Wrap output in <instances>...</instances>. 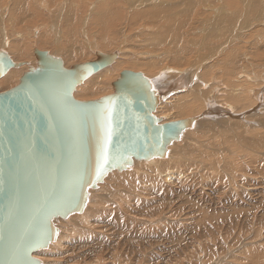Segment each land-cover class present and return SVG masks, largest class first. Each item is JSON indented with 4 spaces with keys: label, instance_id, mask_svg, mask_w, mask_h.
<instances>
[{
    "label": "rangeland",
    "instance_id": "374dc122",
    "mask_svg": "<svg viewBox=\"0 0 264 264\" xmlns=\"http://www.w3.org/2000/svg\"><path fill=\"white\" fill-rule=\"evenodd\" d=\"M0 1V19L3 17L2 20H4H0V22L2 21V26L0 23L2 27H0V52L6 51L14 63L23 64L20 67L21 69H14L22 70L25 67L20 73H17L18 70L17 72H12L14 73L12 84L6 85L3 80L9 73L0 80V93L13 89L19 84L24 74L39 68L35 50H40L38 40L43 38L46 32L50 33V36H53L49 37L52 43L55 44V41H57L59 45H65L62 40V36L65 35L63 32L72 28L76 33V29L78 28L80 33L78 39L80 38V41L83 40L82 43L86 48L81 46V58L67 62V56L63 57L61 51L56 52V48L47 49L51 56L63 61L65 69H71L75 65L95 60L98 52L102 54L109 53L110 51L108 50L110 48L103 49L96 47L95 50L92 43L97 38V35L103 33L107 28L110 30V33H113L110 34V38L113 46H115V50L111 54H117V56L122 54L125 50L124 47L130 44L128 48L131 53L133 52L132 55H135V60L143 59V62H145L157 58L156 60H162L158 68L163 67V70L167 67L169 68L171 66L163 58L164 52L162 50L156 52L157 55L150 53V50L147 48L148 44L144 41L141 43V40L145 35L157 33L156 36H159V33H165L161 29V23L163 22L157 21L158 18L180 19L184 16L188 17L187 30L183 31V33L187 32L184 33L186 35L185 46L192 56L190 57L188 66L185 67L186 70L172 66L171 69L174 68V71L178 69V71H183L182 73H167L166 76L163 74L162 77L164 78L161 79L163 84L166 83V80L168 83L183 73L188 75L187 71L190 70L194 78H200L204 82L198 83L199 81H197L193 83L194 87L199 85L202 86L200 88L203 90L200 93L199 87H197L198 91L197 88L193 89V87L191 89L193 94L191 99L197 93L199 97L196 95L194 98L199 103L203 102L204 104V101L208 98V100L213 99L219 102L222 106L234 105L236 103L239 107H247L237 110V114L249 112L251 106H249V103L247 104L246 100L251 96L250 91L252 89L259 90L264 87V50L260 48L264 47V0H29L26 3L31 4L29 12L35 14V19L30 21L25 20L24 22L19 21V14L11 13L13 0ZM136 1L143 4H139ZM229 1H231V4L228 3ZM65 4L67 5L65 6ZM229 4L234 9L230 8ZM69 8L74 10L76 16L73 17L75 20L73 26H65L61 20L65 10L68 11ZM102 8L105 11L107 10V16L105 11L104 14L99 12L102 11ZM143 11L146 13L154 11L158 15L153 16L154 21L150 19L154 22L155 29L152 27L151 22L144 25L149 21L146 19V22H144V16L141 20L138 19V17H141L140 13H143ZM50 15L51 17H49ZM103 19L111 20L112 22H108V25L103 26ZM37 29L39 33L35 32ZM121 31L125 33L124 36L126 37L123 36L125 43L123 42L124 38L121 39L120 43V39L116 35L118 32L122 33ZM233 36L236 37V41L228 44L230 38H233ZM188 37H190V41ZM191 38L193 41H191ZM260 38L262 42H260ZM43 41L45 42L46 40L43 39ZM127 41L128 43H126ZM187 41L189 42L186 43ZM222 43L227 45L225 48L223 46L224 49L222 51H219L222 49ZM2 44L5 45V50H3L4 46ZM19 45L22 47L25 45L26 47L25 54L24 52L22 54L24 56H20L19 51L14 48ZM256 47L258 48V52L254 49ZM119 48H121V51H118ZM105 49L108 50L105 52ZM138 49L140 52L143 49V53L135 51ZM96 51L98 52L96 53ZM231 54L237 55L240 58L245 56L248 60H252L255 64L263 67L256 70L249 69L248 67L250 66L244 59L241 63H233ZM31 55L33 58H31ZM16 56L18 60H16ZM208 59L212 60L208 62ZM127 62L130 63L128 59L124 60L121 70L118 71L119 77L123 71L144 72L142 74L147 77L149 76V79L153 81V85L155 86L156 79L161 76L159 75L162 71L159 70L160 68L156 73L145 69L136 70L131 69L130 64ZM227 63L233 64V69L230 73H227L224 67ZM164 64L168 66L166 67ZM202 67L204 70H202ZM189 68L195 70L197 73ZM202 74L205 75V78H202ZM239 74L244 78L239 76ZM91 78L88 80H91ZM95 78L92 81L87 80L88 82L85 81L82 85L78 86L73 93V97L79 101H91L109 96V93H114L112 83L119 78L111 82V86L104 87L102 90L96 91L91 95L84 93L91 86H95ZM103 78L100 81L106 79V77ZM249 79L251 82H249ZM217 80L218 84L216 83ZM206 85L207 87H205ZM224 87L227 89H225V93L223 92ZM207 90L210 91L208 93L211 96L209 94L206 96ZM186 91L187 89H183L177 93H180L179 97L183 99L185 98L183 93ZM217 95L220 96L217 97ZM179 97L174 95L168 99V103L163 105L164 108H157L154 115L158 116V119L163 120L162 123L179 121L189 117L195 119L201 115V113H196L195 115L191 111L189 114L180 117L176 112L178 101L181 100ZM199 98L200 100L198 101L197 99ZM186 99L190 101V96H187L185 101H187ZM249 113L252 112L250 111ZM258 116H246L244 120L223 118L221 119V124L218 121L212 120V117L207 115V120H198L195 128L189 130L192 133L187 131L186 135L184 134V139L181 138L178 143H174V146L168 147L167 153L169 152L171 155H174L182 151L181 145H184L187 137L191 139L192 135L193 140L191 144L196 148L190 154L197 150L191 156L197 161H207L206 164H211V170L209 171L203 170L200 165H191V162L187 164L181 158V163H185L178 165L177 161H173L174 165L172 167H174L170 166L169 171H175L179 174L186 173L185 175L183 174L185 178L178 177L169 180L165 177L168 173H156L158 178L154 179L149 172L150 169L147 168L159 165L158 163H161L162 160L161 158H157V162L154 159L149 161L143 160L139 161L134 168L126 169L135 173L134 182L132 184L131 182L129 183L131 185L126 183L121 184L119 180H109L110 177L119 175L117 173H109L110 176L108 175L102 183L97 185L96 189H92L96 193L100 192L98 188L104 191L105 187H109L108 193L104 191L102 194L94 196L89 194L88 203L83 213L74 214L75 216L71 215L65 219L60 218L58 219L60 223L57 222L58 220H55V224L56 226L62 225V222L66 221L75 233L86 235L90 227L78 222L80 216L95 218L93 221L94 225L97 218L108 215V212L103 209L94 208L92 205L104 207L109 204L110 216L108 219H114L111 220V227L106 228L103 227L102 223L97 224L94 226V235L91 241H86L81 237H79L78 241L86 245V250L92 249L98 244H101L104 248H108V246L115 243L111 255L104 258H90L83 251L79 250L78 246H75V243L72 245L73 247L68 245L72 244L74 238H76V236H72L73 239H68L64 248L57 247L56 250L54 249L52 257L48 258L59 260V262L61 261L64 264H134L136 262H139L136 264H218L220 262L222 264H250L252 260L253 262L255 261L254 264L256 262V264H264V183H262L264 182V166L262 163L256 165L250 161L245 164L243 154L233 157L221 152L224 149H231L233 152H236L237 149L247 151L251 145L261 147L258 145L259 141L257 142V139L253 138L254 133L248 132L250 130L257 133L255 136H259L261 139L264 134V115L258 114ZM239 120L242 123H239ZM241 137H243L242 144L235 146L236 140ZM199 143L201 144L199 145ZM245 144L246 147H242ZM201 150H204L206 154H201L199 152ZM259 158H262L261 161L263 162L264 154H259ZM152 162H154L153 167ZM175 165L180 168L175 167ZM257 167H263L261 174L250 175L246 171V168H250V172L252 173L254 172V168ZM166 168L168 169V167ZM162 169L160 168V170ZM117 171L119 170H114L113 172ZM140 173L143 176L139 175ZM89 193H91V190ZM112 203H115L116 207L110 208ZM72 221L73 223H71ZM113 225L117 227L113 231H110ZM101 229H103V234H97L96 231ZM230 243H233L232 246ZM251 250H254V254ZM246 256L249 257V260H247ZM259 258L261 260H258Z\"/></svg>",
    "mask_w": 264,
    "mask_h": 264
},
{
    "label": "water",
    "instance_id": "95a60500",
    "mask_svg": "<svg viewBox=\"0 0 264 264\" xmlns=\"http://www.w3.org/2000/svg\"><path fill=\"white\" fill-rule=\"evenodd\" d=\"M35 56L39 68L0 93V264H41L33 255L57 240L54 221L83 213L89 191L109 173L165 158L169 146L208 119L162 123L154 115L162 93L134 71L121 73L114 94L76 100V88L117 54L99 53L71 69L48 52L36 49ZM22 66L0 52V80Z\"/></svg>",
    "mask_w": 264,
    "mask_h": 264
},
{
    "label": "bare ground",
    "instance_id": "6f19581e",
    "mask_svg": "<svg viewBox=\"0 0 264 264\" xmlns=\"http://www.w3.org/2000/svg\"><path fill=\"white\" fill-rule=\"evenodd\" d=\"M26 1H29V0H13V3H12V7H11V13L13 12L14 14L16 13V14H19V16H18V19H19V21L20 22H24L25 20H33V19H35V14L33 13V12H29V8L31 7V4H28V3H26ZM149 1V0H148ZM153 1V0H152ZM1 2V1H0ZM7 2V1H6ZM137 3H139V4H143V3H140V2H138V1H136ZM157 2V1H156ZM231 1H229L228 3H230ZM8 3V2H7ZM11 3V2H10ZM43 3V2H42ZM66 3V2H65ZM149 3V2H148ZM154 3V2H153ZM5 4V3H4ZM46 4V3H45ZM54 4V3H53ZM52 4V5H53ZM100 4V3H99ZM231 4V3H230ZM229 4V5H230ZM61 5V4H60ZM67 4H65V6H66ZM132 5V4H131ZM144 5H145V3H144ZM147 5V4H146ZM221 5V4H220ZM223 5V4H222ZM233 5V4H232ZM1 7H3V6H1ZM5 7V6H4ZM63 7V6H62ZM130 7V6H129ZM132 7H133V5H132ZM63 8H65V7H63ZM96 8V7H95ZM134 8V7H133ZM223 8H224V6H223ZM230 8H233V7H231V5H230ZM47 9V8H46ZM61 9V8H60ZM67 9V8H66ZM234 9V8H233ZM30 10H31V8H30ZM65 10V9H64ZM153 10H155V9H153ZM239 10V9H238ZM45 11V10H44ZM51 11V10H50ZM104 9L102 8V11H99V12H101V14H104ZM131 11V10H130ZM155 11H157V10H155ZM46 12V11H45ZM49 12V11H48ZM77 12V11H76ZM94 12V11H93ZM63 13V12H62ZM105 13H106V16H107V10L105 11ZM51 14V13H50ZM61 14V13H60ZM141 14V17H138V19L139 20H141L142 19V17L144 16V18H143V20H144V22H146V19H148L149 21L148 22H146L144 25H146V24H148L149 22H151V25H153L154 24V18H153V16H158L154 11H152V12H150V13H146V12H144L143 11V13H140ZM49 15V14H48ZM17 16V15H16ZM75 16V12H74V10L72 9V8H69L68 9V11L67 10H65V13L63 14V18L61 17V20H62V23L65 25V26H73V24L75 23V20H74V17ZM49 17H51V15L49 16ZM76 17V16H75ZM136 17V16H135ZM172 17H175V16H172ZM3 18V17H2ZM2 18L0 19V20H2ZM228 18V17H227ZM7 19V18H6ZM150 19H152V20H150ZM260 20V19H259ZM2 21H4V20H2ZM2 21L0 22L1 23V26H2ZM157 21H159V22H163V23H161V29H163V31L165 32V33H159L160 35L159 36H156V34H150V35H145L144 36V40L142 39L141 40V43H143V41L145 42V43H147L148 45V49L150 50V53H155L156 54V52H159V51H163L164 52V57L163 58H165V62L166 63H169L168 65L169 66H171V67H167L168 65H165L164 64V66H166L167 68H165L164 70L162 69V68H158V66L159 65H161V63H162V60H156L157 58H156V56H155V58L156 59H154V57H153V59L154 60H150V61H145V62H143L144 60L143 59H141V60H135V58H134V56L132 55V53H131V51L129 50V45L126 47H124L125 48V50H124V52L122 53V54H119L118 56H117V59H116V61H115V64L113 65V66H110V67H108V68H106V69H104L103 71H101V72H99V73H97L96 75H94L92 78H91V80H88V81H92L93 79H94V77H96L95 79H96V83H95V86H91L88 90H86V91H84V93H86L87 95H91V94H93L94 92H96V91H100V90H102L104 87H107V86H111L110 85V83L111 82H113V81H115L116 79H118V78H120L119 76H118V71H120L121 70V68H122V65L124 64V60H126V59H128L129 60V62L130 63H128V64H130L129 66L131 67V69H136V70H151L152 72H157L158 71V69L159 70H162L161 71V73L159 74V75H161V76H159V78H157L156 79V82H155V86H154V88L156 89V90H158L160 93H162L161 94V100H160V103H159V105H158V109H161V108H164V104H166V103H168V99H170L172 96H178L179 97V94L180 93H177L178 91H182L183 89H187V91L185 92V93H183V95L185 96V98L188 96H190V101H189V99H186L187 101H185V98H180L179 97V99H181V100H179L178 101V104H177V108H176V112H177V114L178 115H180V117H182L183 115H185V114H189L191 111H193L194 113H195V115H196V113H201V115L200 116H198V117H196V118H200V117H203V116H210V117H212V120H214V121H218L219 123H221L222 124V121H221V119H226V118H230L231 120L232 119H242V120H244L245 119V117L246 116H249V117H254L255 115H257V117H259L258 116V114L259 115H264V87L263 88H261V89H259V90H256V89H252L251 91H250V98L249 99H247L246 100V102H247V104L249 103V106H251V112L252 113H249V112H246V113H242V114H237L238 113V111L237 110H239V109H243V108H247V107H239V106H237V104L235 103L234 105H226V106H222V105H220L219 104V102H216V101H214L213 99L212 100H208V98H207V100H206V98H205V100L206 101H204L205 103L203 104V102L202 103H199V102H197L196 101V98H194V97H196V95H198L197 93H196V95L191 99V97L193 96V94H192V88L194 87L193 85V83H196L197 81H199L198 83H200V82H203L200 78H194V76L191 74V71L189 70V71H187V73H188V75H186V73L184 74H182V75H180L179 77H177V78H173L171 81H169L168 83H167V80H166V83L165 84H163L162 83V78H164V77H162V75L164 74L165 76H166V74L167 73H182L180 70L178 71V69H176V71H174L175 69L173 68V69H171L172 68V66H174V67H179V68H184L185 69V67L186 66H188V63H189V61H190V57L192 56V54L190 53V51H188V49L186 48V46H185V36L186 35H184V33H187V32H184L183 33V31L186 29L187 30V26H188V17L187 16H184V17H182V18H180V19H167V18H158L157 19ZM6 22V21H5ZM98 22H99V20H98ZM100 22L102 23V21L100 20ZM108 22L109 23H111L112 21L111 20H104L103 19V23H102V25L103 26H105V25H108ZM240 24V23H239ZM46 25V24H45ZM0 26V27H1ZM101 27V26H100ZM151 27V26H150ZM152 27H154V25L152 26ZM160 27V26H159ZM2 28V27H1ZM77 28V27H76ZM154 29H155V27H154ZM263 29V28H262ZM261 29V31H263ZM77 30V33L75 32V30L72 28L71 30H65L63 33L65 34H63L64 36H62V40L64 41V43H65V45H63V44H61V45H59L58 43H57V41H55V44L54 43H52L51 42V39L49 38V37H53V36H50V33H48V32H46L45 33V35L43 36V38H41L40 40H38V45H39V48H40V50L42 49V51H45V52H49V50L50 49H55L56 48V52H58V51H61L62 52V54H63V57H65V56H67V59H68V61L67 62H71V61H75V60H78V58H81L82 57V51H81V46L83 47L84 45H83V40L82 41H80L79 39H78V35L80 34L79 33V30H78V28L76 29ZM35 32H37V33H39V30L37 29ZM122 32V31H121ZM124 32V31H123ZM116 33V35H118V38L120 39L119 40V42L121 43V39H123L124 37H126V36H124L125 35V33ZM229 32V31H228ZM259 32V31H258ZM153 33V32H152ZM239 33H242V32H239ZM264 33V32H263ZM110 34H113V33H110V30L107 28V29H105L104 31H103V33H100L99 35H97V38L94 40V42H92L93 43V46H94V49L96 48V47H101V48H110L109 50L108 49H105V52H106V50H108V51H110L109 53H104V54H107V55H109V54H111V53H113L114 52V50H115V46H113V44H112V42H111V38H110ZM190 34V33H189ZM85 35V34H84ZM137 35V34H136ZM190 35H192V34H190ZM61 36V35H60ZM81 36V35H80ZM124 36V37H123ZM135 36V35H134ZM96 37V36H95ZM60 38V37H59ZM232 38V37H231ZM230 38V40H229V43L228 44H230V43H233V41H236V37L235 36H233V38L231 39ZM43 39H45L46 41L44 42L43 41ZM187 39V38H186ZM190 39V37H188V40ZM228 39V38H227ZM131 40V39H130ZM190 41V40H189ZM189 41H187L186 43H188ZM191 41H193L192 40V38H191ZM226 41H228V40H226ZM100 42V44H98ZM123 42L125 43V38L123 39ZM260 42H262V40H261V38H260ZM126 43H128V41L126 42ZM134 43V42H133ZM191 43V42H190ZM90 44V43H89ZM89 44H88V46H89ZM105 44H106V46H105ZM264 44V43H263ZM262 44V45H263ZM3 45V44H2ZM164 45V46H163ZM191 45V44H190ZM227 44H224V43H222V49L221 50H219V51H222L224 48H225V46H226ZM4 46V48H3V50H5V45H3ZM2 46V47H3ZM86 46H87V44H86ZM123 46V45H122ZM223 46H224V48H223ZM264 46V45H263ZM117 47V46H116ZM119 47V46H118ZM15 49H17L18 51H19V55L20 56H24V55H22L23 54V52H24V54H25V49H26V47H25V45H23V47L21 46V45H19V46H17V47H14ZM84 48H85V46H84ZM122 48V47H121ZM121 48H119L118 49V51H121ZM261 49H263L264 50V47H260ZM44 49H46V50H44ZM47 49H49V50H47ZM86 49V48H85ZM147 49V50H148ZM255 50H257V52H258V48L256 47V48H254ZM96 50V49H95ZM260 50V49H259ZM262 50V51H263ZM51 51H53V50H51ZM103 51V50H102ZM107 51V52H108ZM136 52H138V53H143V49L141 50L142 52H140V50L138 49V50H135ZM251 51H252V49H251ZM98 51H96V53H97ZM260 52V51H259ZM53 53V52H52ZM99 53H101V52H98V54ZM121 53V52H120ZM233 53V52H232ZM260 53H262V52H260ZM111 55H113V54H111ZM138 55V54H137ZM157 55V54H156ZM151 56H152V54H151ZM231 57H232V59H233V63H241L242 62V60L244 59L245 61H247L248 62V65L250 66V67H248L249 69L251 68V69H253V70H256V69H261L263 66H259V65H257V64H255V62H253L252 60L250 61V60H248L245 56H242L241 58L238 56L237 57V55H233V54H231L230 55ZM255 56H257V54H255ZM27 57V56H26ZM31 58H33V56L31 55ZM251 58V57H250ZM256 58V57H255ZM259 59H260V57H259ZM16 60H18V57L16 56ZM27 60H30V59H27ZM212 59H208V62L209 61H211ZM244 61V62H245ZM255 61H256V59H255ZM259 61H261V60H259ZM264 61V60H263ZM164 62V63H165ZM66 63V62H65ZM254 64H255V67H254ZM66 65H67V63H66ZM224 65V64H223ZM239 65V64H238ZM245 66H246V64H245ZM252 66H253V68H252ZM124 67V66H123ZM224 67L226 68V70H227V73H230L231 71H232V69H233V64H231V63H227L226 65H224ZM257 67H259V68H257ZM261 67V68H260ZM25 67H23L22 68V70L24 69ZM26 68H28V67H26ZM126 68V67H125ZM192 68V67H191ZM191 68H189V69H191ZM200 68V67H199ZM207 68V67H206ZM21 69V68H20ZM18 70V69H13V70H11V71H9V74L3 79L4 80V83L6 84V85H9V84H12L13 83V80H12V76H13V74L14 73H12L13 71H16L17 72V70H18V72L17 73H20L22 70ZM193 69V68H192ZM191 69V70H192ZM196 69V68H195ZM246 69H247V66H246ZM183 70V69H182ZM186 70V69H185ZM197 70V69H196ZM202 70H204L203 69V67H202ZM244 70H245V67H244ZM128 71H130V70H128ZM178 71V72H177ZM192 71H195V70H192ZM263 71V70H262ZM134 72H136V71H134ZM163 72V73H162ZM196 72V71H195ZM203 72V71H202ZM201 72V73H202ZM142 73H144V72H142ZM141 73V74H142ZM194 73V72H193ZM197 73V72H196ZM252 73H255V72H252ZM258 73V72H257ZM120 74V73H119ZM184 75H186V76H184ZM258 75H259V73H258ZM239 76H241L240 74H239ZM260 76V75H259ZM105 78L106 77V79L103 81H100V79L101 78ZM147 77V76H146ZM241 77H243V76H241ZM241 77H239L240 79H242ZM246 77V76H245ZM103 78V79H104ZM147 78H149V76L147 77ZM154 78V77H153ZM202 78H205V75L204 74H202ZM244 78V77H243ZM253 78H255V77H253ZM259 78V77H258ZM251 79V78H250ZM250 79H249V82H251L250 81ZM260 79V78H259ZM258 79V80H259ZM264 79V78H263ZM87 81V82H88ZM254 81V80H253ZM259 81H262V80H259ZM86 82V83H87ZM164 82V81H163ZM114 83V82H113ZM112 83V84H113ZM204 83V82H203ZM217 84H218V80H217V82H216ZM247 83V82H246ZM202 84V83H201ZM200 84V85H201ZM202 85H204V84H202ZM221 85V84H220ZM247 85H249V84H247ZM218 86V85H217ZM222 86H223V84H222ZM83 87V86H82ZM161 87V88H160ZM197 87H202V86H199V85H196L193 89H195V88H197ZM205 87H207V85L205 86ZM213 87H215V86H213ZM203 88H204V86H203ZM257 88V87H256ZM86 89V88H85ZM84 89V90H85ZM160 89H162V90H160ZM206 89V88H205ZM211 89V88H210ZM214 89V88H213ZM223 89V88H222ZM225 87H224V89H223V92L225 91ZM263 89V90H262ZM78 90V89H77ZM200 90H201V88H200ZM203 90V89H202ZM202 90L200 91V93H202ZM227 90V89H226ZM197 91H198V88H197ZM215 91V90H214ZM114 92V91H113ZM195 92H196V90H195ZM208 92H210V91H208L207 90V95L206 96H208V94L210 95V93H208ZM168 93V94H167ZM199 93V94H200ZM217 93H218V91H217ZM225 93V92H224ZM114 94V93H113ZM195 94V93H194ZM219 94V93H218ZM109 95H112L111 93H109ZM201 95V94H200ZM204 94H202V96H203ZM169 96V97H168ZM181 96V95H180ZM211 96V95H210ZM220 96V95H219ZM218 95H217V97H219ZM197 97H199V95L197 96ZM204 97H205V95H204ZM204 99V98H203ZM98 100V99H97ZM192 100V101H191ZM198 101L200 100V98L199 99H197ZM216 100H218V99H216ZM245 101V100H244ZM176 102V101H175ZM161 111V110H160ZM196 111V112H195ZM156 113V112H155ZM240 113V112H239ZM157 115H159V114H157ZM170 116V115H169ZM156 117H158V116H156ZM161 117V116H160ZM171 117V116H170ZM189 118H191V117H189ZM189 118H186V119H189ZM191 119H194V118H191ZM262 119V118H261ZM264 119V118H263ZM262 119V120H263ZM166 120V119H165ZM182 120H185V119H182ZM204 120H207V119H204ZM240 120H239V123H242V122H240ZM163 121V120H162ZM179 121H181V120H179ZM257 121H258V118H257ZM261 121V120H260ZM233 122V121H232ZM238 122V121H237ZM250 122V121H249ZM249 122H247V123H249ZM168 123V122H167ZM244 123V122H243ZM247 123H245V124H247ZM259 123V122H258ZM253 125V124H252ZM245 127V126H244ZM195 128V127H194ZM193 128V129H194ZM246 128V127H245ZM247 129V128H246ZM263 129V128H262ZM192 130V129H191ZM248 130V129H247ZM189 131V130H188ZM248 132H251V133H254L253 134V138H255V139H257V142L259 141V143H258V145H260L261 147H257V146H255V145H251L249 148H248V150L246 151V150H240V149H237V151L236 152H233L231 149H224L223 151H221V152H224V153H226V155H228V156H235V157H237V156H239V155H242L243 154V156H244V159L246 160H243L244 162H245V164H247V163H249L248 161H250V162H254V164H256V165H259L260 163H262L263 164V166H264V161L262 162L261 161V159L259 158V154H264V134L262 135V137H261V139L259 138V136L257 137V136H255V134H257V133H255V132H253V131H250V130H248ZM189 133H192V131H189ZM185 135H186V132L184 133ZM184 134L182 135V137L181 138H185V136H184ZM191 135V134H190ZM190 137V136H189ZM244 137V136H243ZM243 137H241L240 139H237L236 141V144H235V146H238V145H241L242 144V138ZM183 138V139H184ZM188 138V137H187ZM185 139V140H187V141H185V143H184V145H181V149H182V151H179L178 153H176V154H174V155H171L169 152L167 153V155H166V157L165 158H161V163H158L159 165H155L154 167H153V163L155 162H152V167L153 168H147V169H150L149 170V172L151 173V176L152 177H154V179H156V178H158V176L156 175V173H161V174H163V173H168V174H166V178H168L169 180H173L174 178L176 179V178H185V174L186 173H183V174H179V173H176L175 171H169V167L171 166L172 167V165H174V162L173 161H177L179 164L178 165H182V164H184L185 162H183V163H181V158L183 159V160H185L186 162H187V164H188V162H191V165H195V166H201V168L203 169V170H211V168H210V166H211V164H206V162H204V161H197L195 158H193L191 155H193V153L194 152H196V151H194L193 153H191L190 154V152L194 149V148H196V147H194V146H192V144H191V141L193 140L192 139V135H191V139L190 138H188V139ZM228 139H230V138H228ZM227 140V139H226ZM180 141V140H179ZM179 141H177V142H175V143H178ZM187 142V143H186ZM254 142V141H253ZM255 143V142H254ZM201 143H199V145H200ZM263 145V146H262ZM171 146H174V143L171 145ZM242 147H246V144L245 145H243ZM198 148V147H197ZM201 154H206L205 153V151L204 150H201V151H199ZM261 157V156H260ZM241 159H243V158H241ZM154 160H156V162H157V158L155 159L154 158ZM160 160V159H159ZM158 160V161H159ZM168 160H170L169 162H167ZM139 163V161H137V160H135L134 162H133V165L132 166H130L129 168H134L135 167V165L136 164H138ZM161 164V165H160ZM148 165V164H147ZM177 165H175V167H176ZM184 166V165H183ZM164 167V169H162ZM166 167H168V169L166 168ZM170 167V168H171ZM174 167V166H173ZM172 167V168H173ZM178 167V166H177ZM160 168L162 169V170H160ZM178 168H180V167H178ZM262 168L263 167H257V168H254V172H250L251 171V169L250 168H246V171L250 174V175H255V174H257V173H262L263 172V170H262ZM175 169H177V168H175ZM182 169H183V167H182ZM201 169V170H202ZM179 170V169H178ZM214 170V169H213ZM125 172H119V171H117V172H112V173H117V174H119V175H116V177H114V176H112V178L110 177V179L109 180H112V181H115V180H119L120 181V183L121 184H128V185H131L133 182H134V178H135V173L133 172V171H127V170H124ZM148 172V173H149ZM198 172H199V170H198ZM112 173H110V174H112ZM188 174V173H187ZM113 175H115V174H113ZM139 175H142L143 176V174H139ZM169 175H170V177H169ZM110 176V175H109ZM191 176V175H190ZM204 176V175H203ZM113 177H114V179H113ZM144 179V178H143ZM187 179V178H186ZM262 181V180H261ZM131 182V184H129ZM179 182H181V181H179ZM260 182V181H259ZM262 183H264V182H262ZM262 183H260V184H262ZM207 184V183H206ZM99 185V184H98ZM194 185V184H193ZM192 185V186H193ZM259 187V186H258ZM104 188V187H103ZM102 188V189H103ZM215 188V187H214ZM264 188V187H263ZM262 189V188H261ZM98 190L100 191V192H96V193H94V190H91V193H89V194H92L93 196L94 195H96V194H102L104 191H106L107 193L109 192V187H105V189H104V191H102L101 190V188L99 189L98 188ZM185 190V189H184ZM249 190V189H248ZM188 191H190V190H188ZM216 191V190H215ZM250 191V190H249ZM255 191H257V190H255ZM259 191H261V190H259ZM206 192V191H205ZM242 192V191H241ZM181 194V193H180ZM217 194V193H216ZM257 194V193H256ZM259 194V193H258ZM104 195V194H103ZM109 195V194H108ZM192 195V194H191ZM90 196V195H89ZM185 197V196H184ZM188 197V196H187ZM263 201V200H262ZM204 202V201H203ZM93 203V202H92ZM187 203H188V201H187ZM193 204H194V202H193ZM217 204V203H216ZM108 206H109V204L108 205H106V206H104V207H96V205H92V207H94V208H98V209H103L104 211H106V212H108V215H106V216H104V217H99V218H97L96 219V221L94 222V225H93V221H94V219L95 218H92V217H83V215L82 216H80V218L78 219L79 221V223H82L84 226L85 225H89V229L87 230V234L86 235H80V234H78V233H75V231L73 230V228H71L67 223H66V221L65 222H62V225L64 224V226L62 227V225H58V226H56V224H55V221H54V224H55V226L59 229V235H58V238H57V240L55 241V242H53V243H51L50 245H49V249L48 248H46V249H44V250H42V251H39V252H37V253H35L33 256H34V258H36V259H38L39 261H41V264H64V263H62L61 261L59 262V260L57 261V260H53V259H49L48 257H52V253L54 252V249L56 250L57 249V247H59V248H64L65 247V245L67 244V241H68V239H73V237L72 236H76V238H74V240H73V242H72V244H68L70 247L75 243V246H78V249L79 250H81V251H83L87 256H89L90 258H93V257H95V258H104V257H106V256H109V255H111V251L112 250H114V245H115V243L113 244V245H110V246H108V248H104L101 244H98V245H96L94 248H92V249H88V250H86L85 248H86V245L84 244V243H82L81 241H78V239H79V237H81L82 239H84V240H86V241H91L92 240V238H93V231H94V226H96L97 224H103V227H106V228H108V227H111V220H114L113 218H111V219H108L109 218V216H110V213H109V209H108ZM194 206V205H193ZM216 206V205H215ZM114 207H116V204L115 203H112L111 205H110V208H114ZM180 208V207H179ZM189 209V208H188ZM185 210V209H184ZM75 216V215H74ZM73 216V217H74ZM79 217V216H78ZM213 218V217H212ZM71 219V218H70ZM77 219V218H76ZM215 219V218H214ZM73 220H74V218H73ZM81 220H83V221H81ZM70 221V220H69ZM214 221H216V220H214ZM57 222H59L60 223V221L58 220ZM71 223H73V221L71 222ZM61 226V227H60ZM79 226V225H78ZM82 226V225H81ZM88 227V226H87ZM92 227V228H91ZM113 228L110 230V231H113L117 226H112ZM83 230V229H82ZM85 232V231H84ZM97 232V234H103V229H101V230H99V231H96ZM89 235H92V236H89ZM113 235V234H112ZM219 238V237H218ZM198 244H199V242H197ZM231 244V246H232V244L233 243H230ZM234 245H236V244H234ZM74 246V247H75ZM199 246V245H198ZM73 247V246H72ZM238 247H240V246H238ZM258 247H259V245H258ZM261 247V246H260ZM58 248V249H59ZM69 248V247H68ZM71 249H73V248H71ZM239 249V248H238ZM237 249V250H238ZM241 249H243V248H241ZM249 249V248H248ZM78 250V251H79ZM228 250V249H227ZM240 250V249H239ZM241 251V250H240ZM252 252L254 251V250H251ZM47 253H48V255H47ZM250 253V252H249ZM253 254H254V252H253ZM47 255V256H46ZM250 255H252V254H250ZM248 256V255H247ZM246 256V257H247ZM263 256H264V254H263ZM90 258H89V260H90ZM248 258V259H247ZM246 259L247 260H249V257H247ZM253 258V257H252ZM47 259V260H46ZM85 259V258H84ZM264 259V258H263ZM258 260H261V258H259ZM99 261V260H98ZM129 261H131V260H129ZM137 261V260H136ZM71 262V261H70ZM93 262V261H92ZM252 262H253V260H252ZM251 262V263H252ZM255 262V261H254ZM254 262H253V264H254ZM136 263H139V262H136ZM136 263H134V264H136ZM204 263V262H203ZM250 263V262H249ZM250 263V264H251ZM257 263V262H256ZM255 263V264H256ZM66 264V263H65ZM97 264V263H96ZM101 264V263H100ZM191 264V263H190ZM215 264V263H214ZM217 264V263H216ZM218 264H222L221 262L220 263H218Z\"/></svg>",
    "mask_w": 264,
    "mask_h": 264
},
{
    "label": "snow or ice",
    "instance_id": "6c2138e0",
    "mask_svg": "<svg viewBox=\"0 0 264 264\" xmlns=\"http://www.w3.org/2000/svg\"><path fill=\"white\" fill-rule=\"evenodd\" d=\"M107 143H111V129L109 128L107 131ZM103 161L106 164L107 163V149H104V154H103Z\"/></svg>",
    "mask_w": 264,
    "mask_h": 264
}]
</instances>
